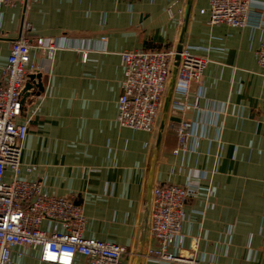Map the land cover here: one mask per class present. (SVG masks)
Masks as SVG:
<instances>
[{
  "label": "crops",
  "instance_id": "crops-1",
  "mask_svg": "<svg viewBox=\"0 0 264 264\" xmlns=\"http://www.w3.org/2000/svg\"><path fill=\"white\" fill-rule=\"evenodd\" d=\"M257 2L263 5L252 7L242 29L210 25V0L193 1L184 48L208 65L186 103L202 97L198 108L180 113L175 103L185 98L174 89L152 178L158 131L117 121L121 54L176 49L187 0H30L27 7H4L0 83L24 22L32 38L60 47L52 60L31 53L44 91L35 96L33 89L24 101L20 122L29 130L20 176L41 182L49 196H74L84 208V236L127 248L126 264L137 261L150 186H191L196 193L183 223V254L193 251L199 264H264V69L258 63L264 0ZM183 122L190 126L188 146L174 154L175 128ZM28 166L36 169L30 173ZM42 229L62 231L51 221ZM153 246L147 229L143 255ZM86 262L82 255L74 260ZM11 264L46 263L39 249L18 246ZM141 264L167 263L142 256Z\"/></svg>",
  "mask_w": 264,
  "mask_h": 264
},
{
  "label": "built area",
  "instance_id": "built-area-1",
  "mask_svg": "<svg viewBox=\"0 0 264 264\" xmlns=\"http://www.w3.org/2000/svg\"><path fill=\"white\" fill-rule=\"evenodd\" d=\"M29 3L30 0H0V12L7 6L20 4L27 7ZM255 4L259 2L210 0L209 23L246 28L250 25ZM31 29V24L24 22L19 38L12 42L9 63L4 69L5 80L0 83V264H11L13 249L18 246L39 249L40 259L46 264H74L77 255L87 258L86 264H126L127 248L84 236V208L74 196H49L43 192L41 182L20 176L22 148L29 130L27 122H20L23 89L27 76L37 70L31 64V53L39 52L52 60L60 49L54 40L32 38ZM176 55L174 48L133 50L121 54L125 77L118 101L117 121L120 126L157 134ZM180 58L175 90L185 100L175 103V108L185 113L199 107L201 94H197L194 105L187 104L186 99L193 86L200 88L208 60L185 48ZM258 63L264 69V42L258 51ZM189 129L184 122L175 128L180 147L174 150V154L187 148ZM35 169L36 166H28L27 171L31 173ZM7 173H10L8 180ZM195 193L191 186L171 184L153 188L148 231L154 246L144 257L167 264H199L193 251L183 254V223L187 206ZM44 221L58 224L62 231H44Z\"/></svg>",
  "mask_w": 264,
  "mask_h": 264
},
{
  "label": "water",
  "instance_id": "water-1",
  "mask_svg": "<svg viewBox=\"0 0 264 264\" xmlns=\"http://www.w3.org/2000/svg\"><path fill=\"white\" fill-rule=\"evenodd\" d=\"M193 1L194 0H187V6H186V11H185V17H184V26L181 32V36H180V40H179V44L176 48L177 51V55L175 58V63H174V67L172 70V75H171V80H170V87L168 90V95L165 101V106H164V110L161 116V121H160V125L158 128V134H157V141H156V146H155V154L153 157V162L152 165L150 167V174H151V178L154 172V167L156 164V160H157V155L159 152V148H160V143H161V139L163 136V132L165 129V125H166V120H167V116H168V112H169V108H170V103H171V99H172V95H173V91L175 89V84H176V78H177V73H178V68L180 65V53L183 51L184 49V44H185V37H186V33H187V27L189 24V19L191 16V11L193 8ZM27 82L26 85L23 89V98L24 101L27 97L30 96L31 91L34 89L35 92H33L35 96H40L41 93L44 91V86H43V82H42V74L35 72V73H31L27 76ZM152 188L150 186L149 188V197H148V206L146 208L145 211V216H144V222H143V226H142V232H141V238H140V245H139V250H138V256H137V261L136 264H141V260H142V256H143V246L145 243V239L147 236V229H148V223H149V217H150V209H151V198H152Z\"/></svg>",
  "mask_w": 264,
  "mask_h": 264
},
{
  "label": "snow or ice",
  "instance_id": "snow-or-ice-1",
  "mask_svg": "<svg viewBox=\"0 0 264 264\" xmlns=\"http://www.w3.org/2000/svg\"><path fill=\"white\" fill-rule=\"evenodd\" d=\"M52 259H55V256H52Z\"/></svg>",
  "mask_w": 264,
  "mask_h": 264
}]
</instances>
